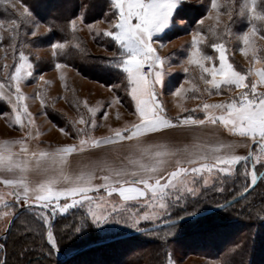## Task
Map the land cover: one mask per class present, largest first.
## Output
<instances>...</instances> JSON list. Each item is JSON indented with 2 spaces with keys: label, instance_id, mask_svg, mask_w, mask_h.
Masks as SVG:
<instances>
[{
  "label": "rangeland",
  "instance_id": "obj_1",
  "mask_svg": "<svg viewBox=\"0 0 264 264\" xmlns=\"http://www.w3.org/2000/svg\"><path fill=\"white\" fill-rule=\"evenodd\" d=\"M244 3L245 0H217L219 7L213 9L211 0H191V5L187 11L195 15L192 24L189 25L184 20L185 22L179 27L169 25L163 32L153 36V47L164 61L162 66L158 65V68H162L164 73L162 85H157L159 101L167 103V101L183 100L189 101V106L192 104L191 101H215L217 103L223 99L228 100L239 91L233 89L229 92L225 88L220 95H217L215 91L209 95L205 91L207 86L201 76L209 79V74L202 73L198 65L188 63L193 48L192 38L197 33L204 38L197 45L201 57L205 54L212 55L215 66L219 63L216 58L217 51L212 47L213 43H223L225 45L226 53L229 54V62L235 63L241 72H247L256 63L264 65V21L255 20L252 17L250 0H247L248 7L245 8L242 14L240 6ZM24 6L20 0H7V3H0V12L3 13L0 20L4 21V24L0 26V37H2L0 39V85L3 86L1 88L3 96H0V112H9L10 114L8 118L0 115V140L36 137L45 141V146L51 149L65 144H79L80 138H100L111 135L110 129L122 128L129 122L135 121V105L128 92H126L124 85L122 86L119 83L112 86L106 85L82 74L63 62H59L53 55L51 47L52 43L59 41H51L49 38L47 39L49 42L37 43L39 37L50 33V28L37 20L32 12L36 24L21 22L17 33L11 31V20L20 21L19 13L23 11ZM47 7L48 10L45 13L49 11L51 5ZM217 11L220 13L219 19L216 18ZM257 12L264 14V2L262 0H257ZM82 13H84L83 9ZM81 16L80 14L73 18L76 20L75 32L83 40L81 44L78 43L80 48H75L80 52V57H93L90 63L98 61L101 69L111 65L110 63H113L115 57V63H117L119 51L111 50V46L113 44L118 45L111 38L103 35V31L109 28L108 20L106 18L86 19L85 16H82L83 22L81 23ZM88 25H92V28L90 29ZM253 25L256 26V31L254 35L250 36L249 48L251 50L246 56L241 51L245 47L243 36L252 29ZM225 27H227V31H225ZM210 29L215 30V35ZM167 30H172V32L166 33ZM33 31L36 32V36L32 35ZM12 37H15V39ZM253 50L256 59H253ZM21 51L29 57V62L33 65L31 69H28L32 72V75L30 77L25 76L20 82V89L25 97L23 104L32 113L34 124L27 125V119L25 118V127L23 128L10 122V119L14 117L11 114V106L4 99L9 94L10 85H13L12 91H14L15 82L10 80V74L14 72L15 67L20 63L19 54ZM203 61L207 62H203L206 67L212 64L211 59ZM57 63L63 64L64 67L57 69ZM185 68L188 69L187 72H185ZM41 76L43 79H40ZM249 79H253V77H249ZM125 82L126 79L124 78L122 83ZM181 83H183V88L186 91L177 96L175 91ZM42 100L44 101L43 104L41 103ZM85 101L88 108L95 110L94 126L91 125L92 113L84 107ZM105 113H107V118H105ZM81 116L89 121L87 125L78 122ZM62 127L65 128L67 134L60 131ZM84 128L90 129L88 135L78 137L76 129ZM29 132H31V135H28ZM250 153L253 155L250 156L248 161L237 165L238 172L243 173L245 167H247L249 173L252 171L255 155L259 154V146L253 144ZM263 169L259 164L256 165L257 174ZM217 175L222 176L224 174L214 173L210 177L212 183L206 188H201V194L198 197L199 202L189 204V211L198 210L212 203L223 205L231 198L241 195L244 192L245 183L251 186L250 176L245 181L242 175L237 177L229 174L224 183L220 185L216 183ZM213 184H215V187L212 186ZM260 184L264 185V181ZM221 186L224 191H217V188ZM257 188L254 193L258 191ZM12 190L13 188H0V195L3 196V201H0V237L7 233L5 239L10 241L11 237L9 236L11 233L8 228L14 221L12 231L16 232L17 235L28 237L29 232L36 231L40 233L41 243L46 242L47 244L46 239H42V235L46 236L45 229L47 225H44L41 220L42 216H47L58 242V252L73 241L79 240L80 244L92 243L90 238H83L90 231V226H88V224H91L90 217L88 218V224H85L81 231H76L77 228L81 227V221L86 214L87 206L80 207L77 205L70 208L66 213L57 212L53 216L51 208L45 210L36 203H33L32 207H28L23 201L16 202L14 197L8 194ZM100 195H106V193L101 191ZM112 199L119 202L120 198L117 194H113ZM193 199L197 198L188 197L189 201ZM63 202L61 201V203ZM259 202V205L254 203L248 211L245 210L243 213L238 208L239 203L229 206L222 212L229 217L223 218L222 222L200 230L193 229L188 233H184L183 236H180L179 228L177 231L166 228L153 232H142L137 238L130 241L132 243L146 241L145 243H147L157 238L165 239L167 243L163 251L167 256L161 264H264V226L259 224L260 218L264 217V202ZM127 203L133 211H139L141 214L152 211L139 207L134 201ZM184 207L185 203L181 202L179 206L170 208L167 213L157 212L149 220H140L138 227H132L131 220L127 224L123 220L118 223L116 220H110L98 227L92 225L91 228L93 227V229L99 231L98 238L105 239L115 234L146 228L173 218L176 219V213L181 216L184 215ZM3 213H9V215L4 216ZM124 215L127 217V213ZM231 219L236 221L230 222ZM20 225L26 227L24 226V229L19 230ZM174 231H176V234L171 235ZM258 232L260 236L256 237L255 233L258 234ZM244 241L245 247H248L247 253L242 259L236 258L237 251H241L240 245ZM26 244L30 248L28 245L32 243L27 241ZM120 248L117 244L106 247L100 246L98 249L81 255L80 258L78 257V262L73 264H133L134 260L130 256L127 257L121 253L127 251L128 254V249L121 250ZM114 249L117 250L116 253L113 251ZM45 250L48 252V246ZM66 251L71 252L73 250L68 248L61 252V256L65 257L62 262L57 260L53 251L51 257H55L56 260L44 258L43 261L33 264H67V253L69 252ZM134 253L139 255L141 252L136 250ZM58 256L60 257L59 254ZM0 259H5L4 254H0Z\"/></svg>",
  "mask_w": 264,
  "mask_h": 264
},
{
  "label": "snow or ice",
  "instance_id": "obj_2",
  "mask_svg": "<svg viewBox=\"0 0 264 264\" xmlns=\"http://www.w3.org/2000/svg\"><path fill=\"white\" fill-rule=\"evenodd\" d=\"M250 2L252 17L255 20L264 21V14L257 12V0H250ZM0 3H7V0H0ZM190 5L191 0H109L110 15H105L109 22V28L103 31V35L111 38L119 46L120 52L115 66L122 69L123 74H126L125 90L134 102L136 120L129 122L122 128L110 129L111 135L100 138H80L79 144H65L50 150L40 149L30 152L26 141L23 139L0 142V167L11 171L15 165L21 172H24L32 166L34 160L37 170H47L49 167L57 169L58 174L48 175L34 187H30L24 177L19 180H4L3 183L7 186H16L8 193L14 197L16 202L23 201L28 207H32V204L36 203L45 210L51 208L53 216L57 212L66 213L70 208L77 205L80 207L87 206L81 227L76 229L77 232L81 231L85 224H88L89 217L91 224L88 226L95 225L98 227L110 220H116L117 223L123 220L127 224L131 220V226L138 227L140 220H149L157 212L167 213L170 208L179 206L181 202H184V215L181 216L176 213L177 218L171 220L168 225L170 229L177 231L181 226V220L185 217L196 216L197 211H189L188 205L199 202L198 197L201 194V188H206L212 183L210 177L214 173L224 174L216 177V183L220 185L224 183L229 174L237 177L242 175L245 181L250 176L251 186L257 184L256 165L259 164L264 168V90H258V87L264 88V67H250L247 72L236 70L233 64L226 59V49L223 43L212 44V47L219 53V67H206L203 60L211 59V57H201L197 45L204 38L197 33L192 38L193 48L188 63L198 65L202 73L210 75V79L201 76L207 86L205 91L209 95L213 91L220 95L225 88L229 92L233 89H239V91L226 101L204 102L202 104L203 119H196L191 114L184 115L183 118L179 115L171 118L158 99L157 85L161 86L164 79L162 68H158V65L162 66L164 61L153 47V36L163 32L169 25L173 27L182 25L185 22L183 17ZM211 7L218 9L217 0H211ZM240 7L243 14L245 8L248 7L247 0ZM219 15L220 13L217 11V19H219ZM19 16L20 21L14 19L10 22L13 33L18 32L21 22L36 24L27 5L24 6ZM80 20L82 23V16ZM3 24L4 21L0 20V26ZM70 27L75 32V19L70 22ZM88 27L91 29L92 25H88ZM210 31L215 35L214 29H210ZM225 31H227V27H225ZM255 31L256 26L253 25L252 29L243 36L245 47L241 51L246 56L251 50L249 48L250 36L254 35ZM32 35L36 36V32L33 31ZM12 38L15 39V37ZM67 44V41L52 43L53 55L57 54V50H65ZM76 47L79 48V45L77 44ZM253 59H256L254 50ZM19 61L20 63L15 67L14 72L10 74V80L15 82L14 91H12L13 85H10L9 94L4 99L11 106V114L14 117L10 119V122L23 128L25 127V118L27 125L34 124L32 113L23 104L25 97L20 89V82L25 76L30 77L32 75L28 69H31L33 65L23 51L19 54ZM63 67V64H56L57 69ZM145 67H147V71H145ZM187 71L188 69L185 68V72ZM249 77H256V79H249ZM40 79L43 77L41 76ZM2 87L0 85V88ZM185 91L181 86L175 91V95L179 96ZM41 103L43 104L44 101L42 100ZM84 107L92 113L91 125L94 126L95 110L88 108L86 101ZM181 111L187 112L188 110L181 106ZM0 115H4L6 118L10 116L9 112H0ZM104 115L107 118V113ZM78 122L85 125L89 123L83 116ZM205 124L223 125L229 133L244 138L245 146H247L248 140L259 146V154L255 155L250 173L247 167L243 173L238 172L237 165L248 161L253 154L241 156L229 151L221 155L217 154V149L209 150L202 145H195L192 149L182 153L157 151L150 162H145L143 158L131 161L130 163L135 165L132 171L125 168L108 169L109 174L99 178L101 183L93 182L96 179L94 169L75 177H70L64 171L68 156L73 152L82 153L88 148H99L102 145L115 144L121 141H135V146L139 148L142 138L146 137L147 134H164L166 131L179 127L203 126ZM60 131L67 134L63 127L60 128ZM89 131L88 128L76 129L78 137L87 136ZM28 135H31V132ZM16 145L20 146V153L24 156L26 162L24 167H20L16 163V154L13 151ZM221 147L232 148L231 145H222ZM141 151L147 150L141 149ZM168 155L178 157L175 161L176 167L172 171H168L165 167L167 162L163 157ZM62 184L64 186H61ZM212 186L215 187V184ZM249 186L245 183L244 192L249 190ZM101 190L106 195H100ZM217 191H224V188L218 187ZM91 193H96V195L93 196ZM113 194H118L119 202L112 199ZM188 197L197 199L189 201ZM62 198L63 203H61ZM0 201H3L2 195H0ZM129 201H134L139 207L152 211L143 214L139 211H133L127 203ZM125 213H127V217H125ZM3 215L7 216L9 213H3ZM41 220L44 225H47L46 236L42 235V239L47 241L48 256L50 257L52 252L57 250L58 242L49 217L42 216ZM176 231L172 232L171 235H175Z\"/></svg>",
  "mask_w": 264,
  "mask_h": 264
},
{
  "label": "trees",
  "instance_id": "obj_3",
  "mask_svg": "<svg viewBox=\"0 0 264 264\" xmlns=\"http://www.w3.org/2000/svg\"><path fill=\"white\" fill-rule=\"evenodd\" d=\"M20 1L24 5H27L30 8V11L33 13V15L37 20H39L40 22H42L43 24H45L50 28V33L44 35L43 37H39L37 43L46 42V41L49 42V40L59 41V42H65V41L69 42L65 50H57V54L55 55V57L59 62H63L75 68L77 71L81 72L82 74L90 78H93L99 82H102L106 85L112 86L118 83L122 86L126 85L127 81L125 83H122V80L126 77L125 76L126 74H123L122 69H119L115 66L116 57L113 60V63H110L111 65L103 69L100 68L98 61L90 63L91 58L93 57H88V56L80 57V52L75 48H77L76 44L78 43L81 44V41L83 40H81L79 34L73 32L70 27V22L72 21V19L76 15H80V14L83 17L85 16L86 19L88 18L104 19L105 15L106 14L109 15L110 13L108 6L109 0H20ZM49 5H51V7H49L50 8L49 11L45 13V11L48 10L47 6ZM82 9L84 13H82ZM193 14L194 13L190 14V12L186 11V14L183 17L184 20L188 22L189 25L192 24L194 20L193 18H195V15ZM2 15L3 13L0 12V17ZM171 32L172 30L166 31V33H171ZM111 50L115 52L118 51L120 52L119 47L114 44L111 46ZM233 66L236 68V70L240 71V69L236 67L235 63H233ZM90 68L93 70H91ZM252 149L253 147L251 148V150ZM258 177L259 178L257 184L253 186V188L249 190L246 194H244L241 198L227 204L223 208L216 210L213 213L195 219L185 220L183 222H180L181 225L179 227V232L181 233L180 236H183L184 233H188L193 229L200 230L201 228H207L209 226H212L213 224L222 222L223 218L229 217L228 215H226V213L225 214L222 213L229 206L236 205L237 203H239L240 206L238 208L240 209V212L243 213L245 212V210L248 211L252 206V204L256 203V205L257 204L259 205L260 203L259 201H261V203L264 202V187H262L264 185L260 184L262 181H264V169L259 171ZM256 188L258 189L259 192L257 191L256 193H254L256 191ZM217 205H221V204L219 203L209 204L206 207L196 210L197 211L196 213L203 212ZM229 221L234 222L236 220L231 219ZM259 224L264 226V217L260 218ZM13 225H14V221L11 223V225L8 228V231H10L12 235L9 236L11 237L10 241L8 239H5L7 233L4 234V236L0 237V254H4L5 256V259L2 260L0 259V264H33L38 261H43L44 258L47 259L50 258V260H54V259L56 260L57 258V260L62 262L64 261L65 257L61 256V252H64V250L68 248L74 250L85 245V244H80V242H78L79 240L75 242L73 241L72 243H69L64 248H62V251L58 252L57 250H55L54 256L56 258L53 256L49 257L48 252L45 250L47 249L48 245L46 244V242H43L46 245L41 243L42 240L40 238L39 232L31 231L29 232L28 237L27 236L23 237L21 235H17L16 232L12 231ZM24 226L25 225H20L19 230L24 229ZM166 228H169V226L156 227L152 230H147L146 232L164 230ZM98 232H99L98 230H95L93 229V227L91 228L90 226V231H88L86 236H84L83 238L85 239L90 238L91 242L99 241L102 238L97 237L99 236ZM141 233L131 236H125L123 238H118L116 240L106 243L93 244L92 246L86 249H83L79 252L73 253L70 256H67L68 259L67 264H73L78 262V259L80 258L81 255H85L87 254V252L93 251L94 249H98L100 246L106 247L114 244L119 245L121 247L120 248L121 250L128 249L129 251L128 254L126 253L127 251H125V253L122 251L121 253L124 254V256L125 255L127 257L130 256L132 260H134L133 264H161L162 262H164L167 254L165 253V251H163V248L166 246L165 244L167 243V241L165 239H160V238H157L156 240H153L151 242L149 241L147 243H145L146 241L143 243L141 242L132 243L130 241L134 238H137L138 235H140ZM258 235L260 236L259 232L258 234L255 233L256 237ZM27 241L32 243L31 245L33 246L29 244L28 246H30V248H28L26 244ZM25 245L26 247L23 248V246ZM240 247H241V251L238 250L237 257L236 255H234V257L236 258L239 257L240 259H242V257L245 256V253H247L246 250H248V247H245V241L240 245ZM136 250L140 251L141 253L139 255L134 253ZM113 251L116 253L117 250L114 249ZM58 254L60 255V257L58 256Z\"/></svg>",
  "mask_w": 264,
  "mask_h": 264
},
{
  "label": "crops",
  "instance_id": "obj_4",
  "mask_svg": "<svg viewBox=\"0 0 264 264\" xmlns=\"http://www.w3.org/2000/svg\"><path fill=\"white\" fill-rule=\"evenodd\" d=\"M226 59L229 62V54L225 52ZM202 56L211 57L212 64L208 65V68L215 66L213 64V57L210 54H205ZM216 58L219 63V53L217 52ZM204 62V61H203ZM207 63V62H204ZM215 67H219L217 64ZM253 67L260 68L264 67L259 63L254 64ZM209 75V79H210ZM256 79V77H253ZM183 83L180 84L179 88ZM2 89L0 88V96L2 95ZM239 90V89H237ZM258 90H264V88L258 87ZM226 101V99L220 100ZM169 117L175 118L176 116H181L191 114L196 119H203L204 112L202 109V104L215 103V101H191V106H189V101H160ZM166 105H165V104ZM181 106L184 109H187V112L181 111ZM201 106V107H198ZM20 140L18 138L9 139ZM26 141L27 146L30 152L38 151L40 149L50 150L45 146V141L38 139L36 137H30L29 139H23ZM5 140H0V142ZM244 138H241L237 135L229 133L223 125H210L205 124L203 126H184L179 127L173 130L166 131L164 134H147L146 137L142 138V143L139 148L135 146V141H121L115 144L102 145L99 148H88L81 152H73L69 154L66 164L64 165V171L70 176L75 177L82 173H87L89 170H95L96 179L94 183H101L99 179L103 175H108V169H121L125 168L129 171L134 170L135 165L130 163L131 161H137L143 158L145 162H150L152 157L157 151L160 152H183L185 150H190L195 145H202L205 148L217 149V154H226L229 151L236 155L247 156L250 154L251 148L253 147V142L251 140L247 141V146L243 143ZM222 145H231V149L221 147ZM141 149L147 151H141ZM14 153L16 154V163L20 167H24L25 161L23 154L20 153V146L16 145L13 148ZM178 157L175 155L164 156L163 159L167 162L165 167L168 171L175 169V161ZM58 174L57 169L48 168L47 170L41 169L37 170L35 167V161H32V166L28 167L26 171L21 172L19 168L15 165L11 171L7 170L4 167H0V188H15L13 185L9 187L3 183L6 179L19 180L21 177H24L30 187L42 182L48 175ZM61 186H64L63 184ZM20 190V189H17ZM103 191V190H101ZM96 193H91L94 195ZM118 196V194H117ZM119 197V196H118ZM61 201H64L63 198Z\"/></svg>",
  "mask_w": 264,
  "mask_h": 264
},
{
  "label": "water",
  "instance_id": "obj_5",
  "mask_svg": "<svg viewBox=\"0 0 264 264\" xmlns=\"http://www.w3.org/2000/svg\"><path fill=\"white\" fill-rule=\"evenodd\" d=\"M259 178V177H258ZM253 186H250L249 187V190H251ZM248 190V191H249ZM247 191V192H248ZM247 192H243L241 195L231 199L230 201H228L227 203L223 204V205H220V206H217V207H212V208H209L203 212H200V213H196V216L195 217H185L183 220H181L180 222H183L185 220H191V219H195V218H198V217H201V216H204V215H207V214H210V213H213L215 212L216 210H219L221 208H223L224 206H226L227 204L241 198L244 194H246ZM172 220H175V219H172ZM171 220H168V221H165V222H162V223H159V224H155V225H152V226H149V227H146V228H142V229H136V230H133V231H129V232H125V233H120V234H117V235H113V236H110V237H107L105 239H102V240H99V241H96V242H92V243H88V244H85L77 249H74L73 251L67 253L68 256L72 255L73 253H76V252H79L83 249H86L90 246H92L93 244H100V243H106V242H110V241H113V240H116L118 238H123L125 236H131V235H136V234H139L141 232H144V231H147V230H152L156 227H160V226H168L169 225V222Z\"/></svg>",
  "mask_w": 264,
  "mask_h": 264
},
{
  "label": "built area",
  "instance_id": "obj_6",
  "mask_svg": "<svg viewBox=\"0 0 264 264\" xmlns=\"http://www.w3.org/2000/svg\"><path fill=\"white\" fill-rule=\"evenodd\" d=\"M145 71H147V67H145Z\"/></svg>",
  "mask_w": 264,
  "mask_h": 264
}]
</instances>
